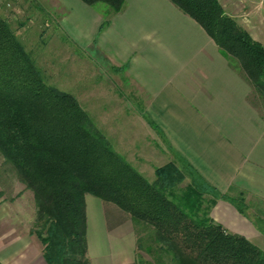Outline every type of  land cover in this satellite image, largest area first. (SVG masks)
Here are the masks:
<instances>
[{"label":"trees","instance_id":"1","mask_svg":"<svg viewBox=\"0 0 264 264\" xmlns=\"http://www.w3.org/2000/svg\"><path fill=\"white\" fill-rule=\"evenodd\" d=\"M105 4L102 31L126 0ZM194 18L264 103V44L228 15L219 0H171ZM116 70L122 67L112 66ZM152 125L157 127L151 120ZM0 153L33 191L37 231L48 264H91L86 196L95 195L127 213L138 247L159 264H264V250L228 231L211 215L219 198L246 214L241 197L219 193L191 166L171 161L149 180L111 144L78 98L49 84L6 18L0 17ZM145 233L150 238L146 241ZM149 241V243H148ZM142 264H155L152 261ZM0 264H2L0 262Z\"/></svg>","mask_w":264,"mask_h":264},{"label":"crops","instance_id":"2","mask_svg":"<svg viewBox=\"0 0 264 264\" xmlns=\"http://www.w3.org/2000/svg\"><path fill=\"white\" fill-rule=\"evenodd\" d=\"M58 1L68 10L63 27L69 38L100 51L146 93V114L180 163L222 195L243 191L264 200V115L253 102L251 83L194 18L171 0H126L100 31L103 13L82 0ZM219 1L228 13L239 2L255 6L261 0ZM252 30L261 41L256 34L264 30ZM88 196L91 264H142L131 217L112 203L99 215L101 203ZM211 215L264 250V222L257 216L241 213L225 198ZM0 262L48 264L43 247L22 235L0 237Z\"/></svg>","mask_w":264,"mask_h":264},{"label":"rangeland","instance_id":"3","mask_svg":"<svg viewBox=\"0 0 264 264\" xmlns=\"http://www.w3.org/2000/svg\"><path fill=\"white\" fill-rule=\"evenodd\" d=\"M94 8L101 13L108 9L105 4ZM67 12L58 0H0V17L9 21L46 81L75 95L116 151L151 181L156 178V167L174 161L187 174L182 186L189 183L192 177L187 166L179 162L162 132L149 122L146 93L125 70L114 69L100 51L81 47L69 38L63 27ZM227 12L246 30L247 26L251 32L264 30V0L255 6L239 2L236 8L227 7ZM256 35L264 44V34ZM252 99L264 115V103L253 94ZM228 195L242 198L240 191ZM88 197L101 203L96 213L100 215L103 210L107 214L108 202L92 194ZM244 199L248 213L263 223L264 200L247 197L245 193ZM39 230L33 191L0 153V237L29 236L44 251V244L36 234ZM147 234L146 243L150 239ZM140 256L142 262L159 264L157 255L144 249Z\"/></svg>","mask_w":264,"mask_h":264}]
</instances>
